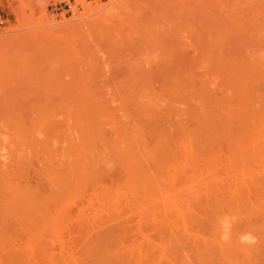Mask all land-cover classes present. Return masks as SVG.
<instances>
[{
  "label": "bare ground",
  "instance_id": "bare-ground-1",
  "mask_svg": "<svg viewBox=\"0 0 264 264\" xmlns=\"http://www.w3.org/2000/svg\"><path fill=\"white\" fill-rule=\"evenodd\" d=\"M196 34L117 104L0 107V264H264V30Z\"/></svg>",
  "mask_w": 264,
  "mask_h": 264
},
{
  "label": "rangeland",
  "instance_id": "rangeland-1",
  "mask_svg": "<svg viewBox=\"0 0 264 264\" xmlns=\"http://www.w3.org/2000/svg\"><path fill=\"white\" fill-rule=\"evenodd\" d=\"M96 1L101 6L91 11L82 7ZM75 12L84 14L69 21ZM200 12L215 14L208 19ZM44 14L68 20L72 29L53 31ZM199 27L218 43L227 35L239 42L247 34L251 45L264 30V0H0V107L13 104L35 111L43 105L60 107L67 99L70 106L69 94L76 89L103 90L110 97L97 95L106 100L114 95L112 104L108 100L114 105L126 90L162 81L154 74L170 72L177 58L174 48L195 40ZM146 79L153 84L145 86ZM116 91L124 92L118 97ZM124 212L120 216L131 218L132 224L126 208Z\"/></svg>",
  "mask_w": 264,
  "mask_h": 264
},
{
  "label": "clouds",
  "instance_id": "clouds-1",
  "mask_svg": "<svg viewBox=\"0 0 264 264\" xmlns=\"http://www.w3.org/2000/svg\"><path fill=\"white\" fill-rule=\"evenodd\" d=\"M241 239L246 241H251L252 238L250 236H244Z\"/></svg>",
  "mask_w": 264,
  "mask_h": 264
},
{
  "label": "built area",
  "instance_id": "built-area-1",
  "mask_svg": "<svg viewBox=\"0 0 264 264\" xmlns=\"http://www.w3.org/2000/svg\"><path fill=\"white\" fill-rule=\"evenodd\" d=\"M64 5L66 6V8H70V4L69 3L66 2Z\"/></svg>",
  "mask_w": 264,
  "mask_h": 264
}]
</instances>
